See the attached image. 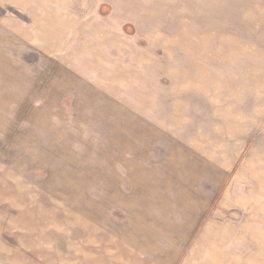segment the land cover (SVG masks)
<instances>
[{
  "label": "rangeland",
  "instance_id": "374dc122",
  "mask_svg": "<svg viewBox=\"0 0 264 264\" xmlns=\"http://www.w3.org/2000/svg\"><path fill=\"white\" fill-rule=\"evenodd\" d=\"M0 5L53 30L24 54L59 86L43 137L58 169L0 153V189L23 206L0 208V264H83L146 240L124 261L264 264V0Z\"/></svg>",
  "mask_w": 264,
  "mask_h": 264
},
{
  "label": "crops",
  "instance_id": "0c3cea01",
  "mask_svg": "<svg viewBox=\"0 0 264 264\" xmlns=\"http://www.w3.org/2000/svg\"><path fill=\"white\" fill-rule=\"evenodd\" d=\"M0 10V153H5V147L8 146L10 152L16 154L14 155V161L18 163L15 165L16 168H26L27 165L43 167L44 164L49 165V157L45 156L47 152L57 153L59 151L58 141L55 143L50 141V145L43 142V137L47 136L48 133L56 137L58 127L54 128V130L53 127L55 125L54 122L58 126V114L55 117L49 110L52 109V96L58 93L59 86L58 83L42 86L43 81L40 80L41 76H39L41 73H37L28 67L24 53L27 41L31 37L35 39L38 36L39 41H50L53 30L43 33L41 28L40 33L36 31L32 32L27 27H21V19L12 17L10 10L6 6L0 5ZM54 34L58 35L57 32H54ZM48 48H51V46ZM55 69V73L57 74L58 70L57 68ZM57 80L58 78H56ZM23 123L25 124L22 125ZM27 124L28 126L25 128L24 126ZM48 129L53 131L48 132ZM50 160L49 166L57 168L58 155L52 156ZM5 176L0 177V185L3 183L2 180L6 179ZM62 178L67 179V177ZM52 181L56 185H52L54 186L52 189L57 192L58 177L55 180L52 179ZM67 182H69L68 179ZM16 196L18 198H12L10 194L2 192L0 189V208L4 204L20 208V200L22 198L19 195ZM141 228L143 230L144 226ZM143 231L147 233V227ZM123 233H125V235L123 234V238L129 240L128 237L133 235L134 232L132 229H129L123 230ZM120 234H122V230ZM115 244L113 243V246L116 248ZM140 244V246L137 243L131 246L128 243L130 250L128 249L127 254H125L126 250L123 247L119 249V252L112 253L114 252L112 250L113 247L108 246L100 252L98 249L97 255L96 253L95 255L93 254L94 258L89 257L91 253L84 252L79 261H82L83 264L86 262H89V264H137L136 262L133 263V261L126 262L124 260L125 258H130V256L132 258L133 249L135 248L139 252L147 253L149 240H146L144 243L140 242ZM118 257L120 259H117ZM162 260L165 261L166 259Z\"/></svg>",
  "mask_w": 264,
  "mask_h": 264
}]
</instances>
